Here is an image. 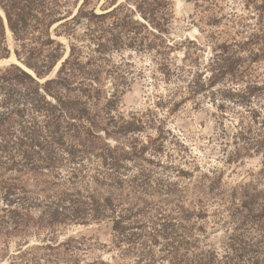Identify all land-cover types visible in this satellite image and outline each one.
Masks as SVG:
<instances>
[{
  "label": "trees",
  "instance_id": "obj_1",
  "mask_svg": "<svg viewBox=\"0 0 264 264\" xmlns=\"http://www.w3.org/2000/svg\"><path fill=\"white\" fill-rule=\"evenodd\" d=\"M68 1L0 0L4 13L0 14V60L13 53L32 71L16 63L0 69V240L25 236L32 228L40 231L110 220L115 233L113 247L122 250L121 256L130 253L135 257L129 264H158L151 249L160 233L150 238L143 231L136 232L144 227L137 226L132 208L96 193H51L39 187L38 177L44 171L53 174L67 162L73 166L70 178L78 179L85 159L94 155V139H100V129L107 137L124 142L113 149L106 145V150L96 155L99 166L92 177L96 187H131L138 176L124 178L121 163L144 160L148 152L157 154L163 149L165 135L170 132L156 126L158 121L151 120L150 114L132 113L125 118L109 112L107 120L113 130L99 128L100 114L89 106L101 100V77L116 75L112 76L114 92L104 99L107 106L115 102L130 74L131 65L124 59L108 70L113 53L148 54L166 82H185L193 97L208 95L221 114L231 106L239 118L236 150L242 146L263 151L264 81L252 78L245 68L247 62L264 59V0H240L246 11L241 18L246 37L232 56L226 52V43H213L205 72L198 69L196 42L176 46L184 56L181 60L171 58L174 15L170 0H106L101 13L96 8L87 10L90 0H83L75 16L64 10ZM194 1L197 4L199 0ZM79 26L85 27L83 34H77ZM8 31L15 42L13 52L7 44ZM61 38L68 39V49ZM114 69L126 72L119 75ZM228 81L231 85H225ZM155 126L158 137L148 136V142H141L138 135ZM26 177L33 178L35 191L27 188ZM169 235L164 234V239ZM84 241L85 237L78 236L63 241L51 236L34 245L24 241L9 257V264H128L102 258L88 261L82 254ZM178 250H164L170 264H209L202 260L189 263L179 257Z\"/></svg>",
  "mask_w": 264,
  "mask_h": 264
},
{
  "label": "rangeland",
  "instance_id": "obj_2",
  "mask_svg": "<svg viewBox=\"0 0 264 264\" xmlns=\"http://www.w3.org/2000/svg\"><path fill=\"white\" fill-rule=\"evenodd\" d=\"M170 1L174 15L170 33L174 41L169 42L174 45L172 59L183 58L184 51H177L176 46L186 42L198 44L199 51L194 52L202 72L206 71L212 57L213 43H226L228 56L235 55L238 44L246 37L242 26L245 20H241L246 11L240 0H199L197 4L194 0ZM105 2L90 0L87 10L96 8V12L101 13ZM82 3L83 0H69L64 10L75 16ZM0 14L4 16L1 8ZM213 19L216 21L212 25ZM84 31V26L77 28V34ZM61 39L68 49V39ZM7 44L13 52L15 42L9 31ZM84 51L89 52L87 48ZM111 59L108 70L113 65H120L124 59L131 65L128 66L130 74L115 102L107 106L104 99L114 92L116 75L112 78L105 73L101 77L98 83L101 100L97 104L93 101L89 106L92 112L100 114L99 128L106 126L113 130L107 120L109 112L125 118L132 113L150 114L151 120L158 121L156 126L170 132L165 135L163 149L157 154L148 152L144 160L121 163L120 173L124 178L132 180L133 176H138L131 187L126 184L96 187L92 183L99 166L96 155L106 150V145L113 149L119 142H124L113 136L107 137L100 129V139H94V155L85 159V168L78 179L70 178L73 166L63 162L58 171L53 174L44 171V175L38 177L39 187L48 188L51 193L68 190L96 193L101 198L112 196L120 206L132 208L137 226L144 227L136 232L143 231L150 238L160 233L151 249L158 264H170V259L164 257V250L175 248H179V257L189 263L202 260L209 264H264V148L256 152L239 146L236 150L234 135L239 118L233 108L230 106L223 112L225 114H221L208 95L193 97L185 82L173 79L166 82L150 55L113 53ZM1 60L18 62L13 53L11 58ZM245 69L252 78L264 81V59L247 62ZM114 71L119 75L126 72ZM225 85H231L230 81ZM156 126L138 135L139 140L145 143L148 136L158 137ZM125 149L129 150L128 147ZM30 178H24L27 188L35 191L37 187ZM164 234H170L168 239H164ZM114 235L110 220L40 231L32 228L25 236L0 240V258L3 256L0 264H9V257L15 254L20 243L39 244L51 236L59 241L70 236L85 237L82 254L91 262L97 258L117 263L133 262V255L121 256L122 250L113 247Z\"/></svg>",
  "mask_w": 264,
  "mask_h": 264
},
{
  "label": "water",
  "instance_id": "obj_3",
  "mask_svg": "<svg viewBox=\"0 0 264 264\" xmlns=\"http://www.w3.org/2000/svg\"><path fill=\"white\" fill-rule=\"evenodd\" d=\"M6 21V19H5ZM7 24V23H6ZM13 63H16V64H20V66H22L24 69L27 70L26 67H24L21 63L19 62H15V61H12V60H0V67L4 66V65H7V64H13Z\"/></svg>",
  "mask_w": 264,
  "mask_h": 264
}]
</instances>
